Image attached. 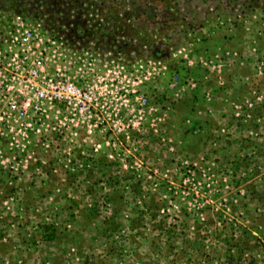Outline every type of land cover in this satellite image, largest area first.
<instances>
[{
  "label": "rangeland",
  "instance_id": "374dc122",
  "mask_svg": "<svg viewBox=\"0 0 264 264\" xmlns=\"http://www.w3.org/2000/svg\"><path fill=\"white\" fill-rule=\"evenodd\" d=\"M18 15L59 41L47 71L70 67L87 98L29 117L18 147L0 137L7 252L44 264L79 224L95 247L83 264H264V141L244 134L264 89L232 104L236 133L205 132L190 62L197 33L264 44V0H0V46Z\"/></svg>",
  "mask_w": 264,
  "mask_h": 264
},
{
  "label": "crops",
  "instance_id": "0c3cea01",
  "mask_svg": "<svg viewBox=\"0 0 264 264\" xmlns=\"http://www.w3.org/2000/svg\"><path fill=\"white\" fill-rule=\"evenodd\" d=\"M197 34L195 48H193V58L190 61L194 72L193 84H191L197 86L194 91L206 100L205 106L199 108L202 110H198V114H202V118L207 121L212 120L209 126L204 127V131L217 132V130H221L228 134L236 133L237 129H240L234 121L232 104L245 101L249 97L248 89L254 83L257 89L261 91L264 89V79H259L257 77L258 73H253L259 67L256 62L264 54V44L261 40L263 34ZM234 52H237L239 56L235 57ZM216 64L220 69L218 73L215 69H212V66ZM255 65H257L256 68ZM218 78L220 79L218 80ZM260 78H264V76ZM200 102L202 100H199ZM259 119L260 123L257 122ZM255 120L257 124H254L252 129L244 130V134L250 131L256 137L258 136V141L262 143L264 141V106L257 110ZM241 131H238V134L243 133ZM74 226H77V228L75 229ZM67 228L68 231H66L63 238H60V235L57 237L59 234L57 231L47 242L55 246L53 249L55 253L45 254L42 251L40 253V250L38 251L37 256L38 254L39 256L44 254V264H83L81 260L87 249L89 252H94L95 247H87V240L84 237L88 236V233L84 232V227L74 224L67 226ZM14 240L15 242L18 241L17 238ZM43 244L44 242L39 247H42ZM11 249L7 252V242L5 240L0 243V264H24L22 258L18 262V249L12 251ZM37 264H42L41 260Z\"/></svg>",
  "mask_w": 264,
  "mask_h": 264
},
{
  "label": "built area",
  "instance_id": "2783aa9c",
  "mask_svg": "<svg viewBox=\"0 0 264 264\" xmlns=\"http://www.w3.org/2000/svg\"><path fill=\"white\" fill-rule=\"evenodd\" d=\"M11 24V30L4 33L0 46V137L4 138L8 133L11 144L18 147V128L28 135L30 125L27 123L30 122L26 120L29 117L59 113L61 107L74 105L77 97L86 99L87 94L79 87V80L70 73L67 65L68 68L48 73L50 50L47 47L59 43L55 37L44 39L43 35L28 27L20 15L13 17ZM13 62H16L14 66ZM213 68L220 71L217 64ZM263 68L264 62L259 64V70ZM19 88L31 95L22 97ZM32 108H35L34 114L30 113ZM235 110L236 116L243 111L238 105Z\"/></svg>",
  "mask_w": 264,
  "mask_h": 264
},
{
  "label": "trees",
  "instance_id": "16d2710c",
  "mask_svg": "<svg viewBox=\"0 0 264 264\" xmlns=\"http://www.w3.org/2000/svg\"><path fill=\"white\" fill-rule=\"evenodd\" d=\"M23 19H24V21H26V19L23 17ZM27 23V22H26ZM80 34H82V35H84L85 33H80Z\"/></svg>",
  "mask_w": 264,
  "mask_h": 264
}]
</instances>
